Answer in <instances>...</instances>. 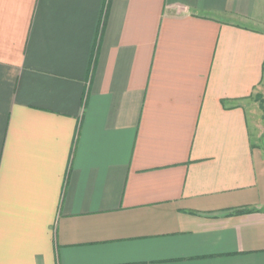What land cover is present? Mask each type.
I'll return each mask as SVG.
<instances>
[{
    "label": "crops",
    "instance_id": "1",
    "mask_svg": "<svg viewBox=\"0 0 264 264\" xmlns=\"http://www.w3.org/2000/svg\"><path fill=\"white\" fill-rule=\"evenodd\" d=\"M256 98L264 0H0V264H264Z\"/></svg>",
    "mask_w": 264,
    "mask_h": 264
},
{
    "label": "rangeland",
    "instance_id": "2",
    "mask_svg": "<svg viewBox=\"0 0 264 264\" xmlns=\"http://www.w3.org/2000/svg\"><path fill=\"white\" fill-rule=\"evenodd\" d=\"M251 104L254 106L253 112L257 113V120L262 125V129H264V99L256 98V100L252 101ZM257 143L264 149V139L257 141Z\"/></svg>",
    "mask_w": 264,
    "mask_h": 264
},
{
    "label": "trees",
    "instance_id": "3",
    "mask_svg": "<svg viewBox=\"0 0 264 264\" xmlns=\"http://www.w3.org/2000/svg\"><path fill=\"white\" fill-rule=\"evenodd\" d=\"M254 212H257V210L245 209V210L235 212L234 215H244V214H249V213H254Z\"/></svg>",
    "mask_w": 264,
    "mask_h": 264
}]
</instances>
